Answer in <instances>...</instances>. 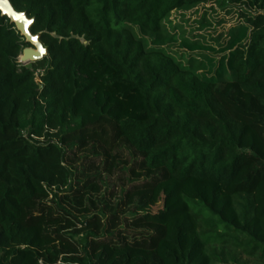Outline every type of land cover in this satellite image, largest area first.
I'll return each mask as SVG.
<instances>
[{
    "label": "trees",
    "instance_id": "trees-1",
    "mask_svg": "<svg viewBox=\"0 0 264 264\" xmlns=\"http://www.w3.org/2000/svg\"><path fill=\"white\" fill-rule=\"evenodd\" d=\"M10 1L48 56L0 12V264H264V0Z\"/></svg>",
    "mask_w": 264,
    "mask_h": 264
},
{
    "label": "rangeland",
    "instance_id": "rangeland-1",
    "mask_svg": "<svg viewBox=\"0 0 264 264\" xmlns=\"http://www.w3.org/2000/svg\"><path fill=\"white\" fill-rule=\"evenodd\" d=\"M198 9L199 13L198 15H192V21H194L196 18L201 19L202 15L204 13H207L208 21L212 22V28H210L209 33H211L214 38H218L220 34H223L225 37L227 36L228 32L232 30L233 28L237 27V25L240 22V17L238 15V11L233 10L230 13L226 10H222L214 1H211L205 5H200L199 7L195 8ZM180 21V19H177ZM198 26V24H196ZM204 32V31H202ZM206 33V32H205ZM203 34V33H201ZM208 43L210 45H213L214 47H218V43L211 40V37L209 38ZM185 50V49H183ZM186 51V50H185ZM209 54H212L211 52H208ZM213 55V54H212ZM220 55H218L219 57ZM20 60V59H19ZM22 65V64H21ZM35 65V64H34ZM38 73V70H36ZM123 158L127 160V154L126 151L123 152ZM130 164V163H129ZM124 174L118 173L116 171V174L110 177V184L111 186L116 187L117 190H120V185H127V182H125L124 179L121 180V178H124ZM126 177V176H125ZM158 194V193H157ZM159 199H154L150 206L155 205L156 203H159ZM244 258H247L244 256Z\"/></svg>",
    "mask_w": 264,
    "mask_h": 264
},
{
    "label": "water",
    "instance_id": "water-1",
    "mask_svg": "<svg viewBox=\"0 0 264 264\" xmlns=\"http://www.w3.org/2000/svg\"><path fill=\"white\" fill-rule=\"evenodd\" d=\"M0 12L15 24L17 30L30 44L20 56V63L23 65H26L28 62L35 63L48 56L47 48L40 41L39 35H33L31 33L30 29L34 19L29 18L25 12L17 11L10 0H0ZM17 17L20 18L17 19Z\"/></svg>",
    "mask_w": 264,
    "mask_h": 264
},
{
    "label": "bare ground",
    "instance_id": "bare-ground-1",
    "mask_svg": "<svg viewBox=\"0 0 264 264\" xmlns=\"http://www.w3.org/2000/svg\"><path fill=\"white\" fill-rule=\"evenodd\" d=\"M31 62H28L26 65L30 64Z\"/></svg>",
    "mask_w": 264,
    "mask_h": 264
},
{
    "label": "snow or ice",
    "instance_id": "snow-or-ice-1",
    "mask_svg": "<svg viewBox=\"0 0 264 264\" xmlns=\"http://www.w3.org/2000/svg\"><path fill=\"white\" fill-rule=\"evenodd\" d=\"M20 17H17V19H19Z\"/></svg>",
    "mask_w": 264,
    "mask_h": 264
}]
</instances>
